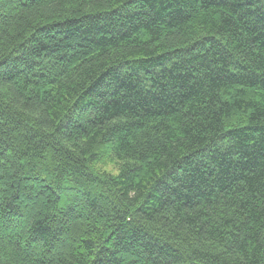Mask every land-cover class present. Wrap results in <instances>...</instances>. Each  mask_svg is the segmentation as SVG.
Segmentation results:
<instances>
[{"label":"trees","instance_id":"1","mask_svg":"<svg viewBox=\"0 0 264 264\" xmlns=\"http://www.w3.org/2000/svg\"><path fill=\"white\" fill-rule=\"evenodd\" d=\"M0 264H264V0H0Z\"/></svg>","mask_w":264,"mask_h":264}]
</instances>
